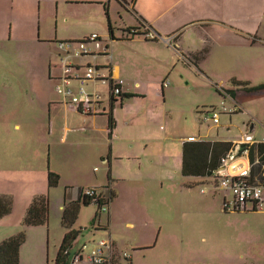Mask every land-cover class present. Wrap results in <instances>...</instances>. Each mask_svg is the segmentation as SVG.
<instances>
[{
	"label": "rangeland",
	"instance_id": "1",
	"mask_svg": "<svg viewBox=\"0 0 264 264\" xmlns=\"http://www.w3.org/2000/svg\"><path fill=\"white\" fill-rule=\"evenodd\" d=\"M111 3L121 15L129 17L115 0H111ZM93 10L99 12L104 25L107 18H114L112 13L109 17L108 12L107 17L103 8H84L70 0H0V193L12 198L11 213L0 219V241L24 232L25 241L19 251L20 264H55L67 230L61 224L64 202L78 199L85 190L90 189L95 191L96 196L104 197L106 204L103 207L111 209L112 205L114 217L108 225L107 212H100L95 202L81 205L72 225L80 233L72 244L71 254L79 252L82 260H75L72 264H90L88 255L98 247L100 240L108 238L109 228L111 239L115 241L120 254L127 251L129 255H138V261L133 264H156L162 253L160 247L139 251L134 249L132 243L139 242L143 237L153 239L158 233L162 216L178 223L182 219L185 223L190 222L195 231L205 235L204 243L207 245L226 246L233 243L240 246L250 239L256 249L264 245V212L251 211L257 214L247 215L246 218L237 215V211L226 212L221 205L225 191L215 186V177L205 179L181 174L182 144L189 135L202 140L237 139L249 132L248 127L252 122L256 125L254 135H260V123L251 120L243 110L229 113L228 109L233 107L234 102L218 91L221 90L219 87L207 84L206 77L196 68L178 62L177 69L166 76L169 88L165 95L160 89H152L154 86L151 85L149 94L153 102L150 113L142 116V119L146 116L149 118L151 126H136L131 131L134 136L150 135L153 138V143L150 142L146 150L141 143H135L134 148L138 149L140 159H127L126 153L121 160L113 157L111 165L100 157L96 163L92 159H84L85 151L110 152L111 141L106 133L96 132L87 137L77 132L78 142L74 145L68 141L64 145L58 144L54 133L48 134L46 101L50 96L47 87L54 89L55 83L54 79L49 78L50 69L54 76L62 74L58 58L61 49L57 42L74 41L61 37L60 30L62 27L86 29L91 24L97 26L90 20ZM252 29L264 38L263 22ZM56 30L59 31L58 35H55ZM100 36L111 43L105 35ZM212 37L216 42L210 43L212 51L202 62V68L208 74L223 79L224 89L242 92V105L252 108L255 117L262 116L264 98L254 96L264 95V88L255 89L264 84V61H259L257 69L248 65L236 68L234 75L242 78L238 81H249L250 90H244V87L232 81L231 70L234 67L230 64L222 67L221 41L217 33ZM257 49L251 54L240 51L230 56L240 57L242 62L248 56H251V62L258 61L260 52ZM124 54L129 59L128 67L143 85L148 81L154 83L173 64L168 60V64L162 61L144 65L143 51L138 49H128ZM105 60L96 58L100 65ZM74 62L86 64L93 63V60L77 58ZM97 87L101 89L100 99L106 103L109 97L107 85L99 82ZM211 107L218 113V123L210 118L204 119V112L210 111ZM125 150L127 152V148ZM116 153L113 148V154ZM48 171L59 176L56 186L48 185ZM192 179L201 183L176 186L180 182L188 184ZM200 188L207 189V192L201 194ZM40 194L48 196V221L26 226L23 224L25 210L32 198ZM184 194L194 204L207 203L206 211L187 214L179 219L178 211L175 215L174 209L164 210L175 197ZM147 210H154V213ZM99 220L105 230L98 229ZM127 220L134 225L125 227ZM201 237L196 238L197 241ZM120 256L119 264H130L127 258Z\"/></svg>",
	"mask_w": 264,
	"mask_h": 264
},
{
	"label": "crops",
	"instance_id": "2",
	"mask_svg": "<svg viewBox=\"0 0 264 264\" xmlns=\"http://www.w3.org/2000/svg\"><path fill=\"white\" fill-rule=\"evenodd\" d=\"M70 1L84 8H91L94 6L95 8H103L104 11L106 6L109 17L111 13L114 15V18H111V20L107 18V24L104 25L99 12L93 10V17L90 20L97 23V26H92L91 24L86 29L62 27L60 36L70 40H79L92 33H97L98 35L102 34L108 37L111 42L112 60L111 62L105 60V63L98 65L106 66V68H104V73L106 75L112 74L115 77H121L124 80L122 94L126 93L132 96L115 97L111 100L112 96L110 89L106 83L97 81L93 84V82H88L86 85L87 91L91 92L95 89L99 95V113L96 115H85L77 112L69 104L65 103L60 96L56 95L52 86L51 88L48 86L47 90L50 96L49 100L46 101L48 105V134L51 135L53 132L58 144L64 145L66 141L71 145L76 144L78 142L76 139L77 132L87 137L92 136L93 133L101 132L103 135L106 133L108 139L111 141L110 152L105 154V152L102 151L95 153L91 150L85 151L83 152L86 154L84 159L89 158L92 159V162L94 161V163H96L98 157H100L110 165L112 164L113 157H115L114 159L116 160H121L125 157V153L127 159H140L138 156V149L134 148L135 143H141L144 146V150H146L147 145L153 138H151L150 135L140 137L134 136L131 131L136 126H151L149 118H146L147 116L142 119V116L150 113V106L153 102L149 94V90L152 88L151 85L153 84L152 86H154L152 89L155 91L160 89L165 95L166 92H168L169 85L164 86L163 83L166 81V76L171 75L172 71L177 69L178 62L187 67L196 68L206 77L207 84L211 83L213 86L219 87L221 90L216 89L222 94L227 95L234 104L238 105V110L236 112L243 110L248 113L251 120L254 119L260 123L258 129L260 135H254L253 133L256 128L254 122L250 124L248 127L249 132L246 134H250L255 138L264 136V114L260 117H255L252 108L242 105L241 100L244 99V94L242 92L238 90L231 96L228 91L232 90L223 88L225 84L223 79L217 78L211 73L208 74L207 71L202 68V62L208 58L212 51L210 43L216 42V40H212V35L217 33L221 41L220 47L222 54L220 57L222 56V60L220 63H222V67H225L226 64H230L234 67V69L231 70L233 71L231 73L232 78L237 80L242 79H239L238 75H234V71H236L238 67L248 65L257 69L260 65V60L264 61V38L259 37L252 28L254 25L259 26L261 22L264 23V0H124L122 3H119V0H115L117 5L126 11V14L129 16L128 18H125L118 12L116 7L112 5L111 0H107V4L105 3L106 0ZM12 2H15V0H12ZM116 15L118 16L117 18L115 17ZM109 26H111L110 30ZM130 28H141L140 31L144 33L149 30L154 31L159 38L157 40H147L141 36H133L127 39L123 38L122 30ZM58 32L59 31L56 30L55 35H58ZM111 37H113V40H111ZM167 38H170L169 42L165 40ZM128 49L143 51L144 65H152L162 61L164 64H168V60L173 64L167 69L165 75L159 76L158 80L154 81V83L148 81L143 85L129 68V59L124 54ZM204 49H207V52H204L201 58H196V56H200L199 53ZM255 49L260 52V59L258 61L251 62V56H248V59L242 62L243 60L240 57L237 59L230 56L231 54L240 53V51L241 53L246 52L251 54L256 51ZM84 58L92 59L91 57ZM99 58L105 59L104 57ZM173 58H176V60L173 61ZM74 61L75 59H73L74 65H83ZM51 71L50 69L49 77L52 79L60 76H54L51 74ZM99 82L101 85H107L109 97L106 103L100 99L101 89L97 87V83ZM88 85H91L89 86L90 88H88ZM103 89H105V87ZM258 96L259 98H264V95H256L254 97ZM133 107L137 109L133 110ZM110 118L112 121V131L109 137L106 126L109 125ZM189 137L194 136L189 135L184 142L188 141ZM242 137L217 141L234 142L242 139ZM194 140L198 141L202 139H196L194 137ZM113 148L116 149V154H113ZM126 148L127 152L125 150ZM122 149L125 152H123ZM60 152H62V149ZM147 152L149 151H146V153ZM180 183V185L176 184V186H191L195 183H201V181L192 179L188 184L186 182ZM205 192H207V189H204V192H202L200 188L201 194ZM185 196L186 194L179 198L175 197L168 206L164 207V210L172 211L174 209L175 215L178 211L179 219L181 216L184 217L187 214H198L206 211L204 209L207 203L194 204L189 197L187 199ZM157 198L152 201L150 205L151 208L156 203ZM73 200L77 199L75 198ZM173 202L175 204H173ZM177 202L179 203V208ZM108 209L107 223L109 225L110 220L114 217V212L112 210V205L111 209ZM147 211L152 214L154 213V210ZM251 211L252 210H243L235 213H238L237 215H242L243 218H246L247 215L257 214L251 213ZM164 215L167 216L168 214ZM98 222L101 225V221L99 220ZM186 222L187 223L182 219V222L178 223L175 220H169L165 216H162L159 221L157 235L153 239L148 237L140 238L139 242L136 241L135 244L132 243L134 249L144 251L154 247H160L162 253L159 255V260L156 264H219L224 262L264 264V255H262L264 249H261L264 247L263 244L256 249L253 246V241L250 239L245 242L244 245L240 246L233 243L226 244V246L207 245L204 243L206 239L205 235L195 231L194 229L196 228H192L193 225L188 221ZM133 225L134 223L130 220H127L124 224L125 227ZM200 235H202V237L200 241H197L196 238ZM108 238L111 239L110 228ZM111 241L116 251L119 253L115 241L112 239ZM260 250L262 251L260 252ZM129 256L128 260L130 264L138 261V255Z\"/></svg>",
	"mask_w": 264,
	"mask_h": 264
},
{
	"label": "built area",
	"instance_id": "3",
	"mask_svg": "<svg viewBox=\"0 0 264 264\" xmlns=\"http://www.w3.org/2000/svg\"><path fill=\"white\" fill-rule=\"evenodd\" d=\"M130 31L133 29L130 28ZM148 40H157L159 37L154 31H146L144 37ZM167 42L170 38L165 39ZM61 49L58 58L62 68V74L54 78V91L69 104L74 110L85 115H96L99 113V95L94 89L88 92V82L100 81L109 86L112 98L123 93L124 80L112 74L106 75L104 68L99 66L96 58L104 57L108 62L112 60L110 43L97 33L89 34L82 39L74 41H58ZM91 57L93 63H86L81 66L74 65L73 59ZM110 67V66H108ZM83 70V71H82ZM164 86L168 85L164 81ZM237 104L228 109L229 113L238 110ZM204 119H212L218 123V113L212 107L210 111L204 112ZM211 113V117L209 114ZM107 132L109 125L106 126ZM193 141L194 137H189ZM264 136L260 138L246 134L242 139L231 143L230 148L221 157L213 175L216 178L215 186L225 191L222 208L224 211H262L264 212ZM204 192V189L201 188ZM85 195H94V190L87 189ZM109 209L101 207L100 212H107ZM122 255L129 258L127 251L118 253L110 238L100 240L98 247L92 249L88 255L90 264H119L118 260ZM75 260H82V255L76 252L69 257V264ZM185 264V263H182ZM208 264V263H198ZM219 264H247L236 262H224Z\"/></svg>",
	"mask_w": 264,
	"mask_h": 264
},
{
	"label": "trees",
	"instance_id": "4",
	"mask_svg": "<svg viewBox=\"0 0 264 264\" xmlns=\"http://www.w3.org/2000/svg\"><path fill=\"white\" fill-rule=\"evenodd\" d=\"M124 2V0H119V3ZM105 13L107 15V8L105 6ZM142 28V27H141ZM141 28H131L123 29L122 36L127 39L133 36L144 37L145 33L140 31ZM111 26H109V30ZM113 39V37H111ZM148 40V39H147ZM207 49H204L196 56V58H201ZM52 79L51 77H49ZM233 83L244 87V90H250L248 81H238L236 79L232 80ZM263 89L264 84L258 86ZM254 89V90H255ZM231 96L234 95L235 91H228ZM129 97L132 95L121 94L118 97ZM113 100V98L111 99ZM212 108V107H211ZM109 137L112 131V121L109 119ZM232 142L229 141H185L182 144V157H181V174L183 176H197L201 178L214 177L213 171L216 169L221 157L230 148ZM264 160V157H262ZM59 176L56 173L47 172V180L49 186H56L58 184ZM95 192V191H94ZM111 200V199H110ZM95 202L100 208L103 204H106L104 197L94 195H85L84 192L77 200H72L70 202H64L62 207L61 224L67 230L64 233L62 242L59 246L56 263L55 264H67L69 262V257L74 255L71 254L72 244L76 240L79 230L73 229L72 225L75 223L79 210L82 204L88 205ZM48 196L47 194L35 195L28 207L25 210L23 216V224L26 226L45 224L48 221ZM12 211V198L8 194L0 193V219L10 214ZM98 229L105 230V226L98 224ZM25 241V233L19 232L11 235L4 240L0 241V264H20V247Z\"/></svg>",
	"mask_w": 264,
	"mask_h": 264
},
{
	"label": "clouds",
	"instance_id": "5",
	"mask_svg": "<svg viewBox=\"0 0 264 264\" xmlns=\"http://www.w3.org/2000/svg\"><path fill=\"white\" fill-rule=\"evenodd\" d=\"M111 40H113V39H111ZM189 141V140H188Z\"/></svg>",
	"mask_w": 264,
	"mask_h": 264
}]
</instances>
